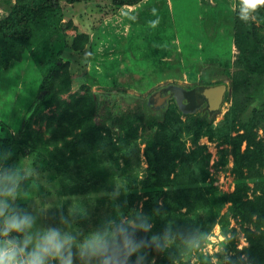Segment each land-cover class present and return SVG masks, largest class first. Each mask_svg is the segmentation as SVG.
Returning a JSON list of instances; mask_svg holds the SVG:
<instances>
[{
    "label": "rangeland",
    "instance_id": "1",
    "mask_svg": "<svg viewBox=\"0 0 264 264\" xmlns=\"http://www.w3.org/2000/svg\"><path fill=\"white\" fill-rule=\"evenodd\" d=\"M13 1L0 0V18L7 13V3ZM234 4L238 0H143L134 6L115 7L109 0L74 3L60 0L62 23L70 21L68 36L84 33L88 37L81 50L66 49L62 53L72 73L70 90L63 97L82 94L81 86L85 85L95 93L144 99L169 84L185 88L199 84L203 71L212 76V82L221 79L229 89L228 73L233 68H226V63L237 56L236 38L245 33L254 44L252 54L259 52L256 37L264 38V25L258 24L256 18L249 23L241 21ZM39 79L36 68L26 57L0 68L1 137L18 136L24 114L36 96ZM262 84L264 75L252 82L254 88ZM228 106L229 102H224L212 120V137L198 140L205 146L203 154H209L205 167L199 171L192 166L183 180L167 189L200 185L205 173L204 185H214L223 193L233 191L231 146L221 144L219 129ZM184 119L181 115V121ZM32 125L40 131L44 129L37 122ZM256 132V139H264L262 129L257 128ZM140 137L139 132L112 135L111 141L105 140L98 150L60 166L45 164L30 152L12 160L3 158L0 166L16 167L25 177L21 181L23 195L18 196L16 203L37 217L38 227L60 226L57 218L63 214L72 221V227L87 232L105 216L115 217L122 212L127 217L140 210L143 200L140 180L146 169ZM244 146L243 143L241 150ZM115 189L121 194L113 199L110 194ZM124 201L127 206L118 208ZM228 208L226 203L220 214L228 212ZM199 214V230L206 232V239L200 241L198 237V248L178 245L177 264H201L199 256L205 258L204 264H229L233 256L229 236L222 234L217 223L209 227L208 219ZM228 228L235 229L232 237L235 247L245 246L242 229L231 215ZM148 264L171 263L162 262V257L154 252L148 254Z\"/></svg>",
    "mask_w": 264,
    "mask_h": 264
},
{
    "label": "trees",
    "instance_id": "2",
    "mask_svg": "<svg viewBox=\"0 0 264 264\" xmlns=\"http://www.w3.org/2000/svg\"><path fill=\"white\" fill-rule=\"evenodd\" d=\"M142 1L109 0L115 7L134 6ZM7 4V13L0 18V68L26 57L40 79L18 136H0V162L3 158L12 160L30 152L45 164L60 166L74 157L98 150L105 140L111 141L112 135L120 137L139 132L146 162L145 174L140 180L143 200L139 212L152 216L158 205L162 209L161 215L153 216L152 232H159L172 222L195 229L199 240L205 241L206 232H200L198 223L199 213H203L210 222L209 227L217 223L222 234L229 236L233 251L229 264H264V139H256L257 128L264 132V84L257 88L252 85L255 77L264 75V38L256 37L259 52L252 54L254 44L241 33L235 42L237 56L226 63V68L232 67L233 71L228 73L229 89L225 91L223 103L227 101L229 106L219 129L221 144L231 146L233 191L223 193L214 185H204L205 173L200 185L167 189L183 180L192 166L200 171L208 162L209 154H203L205 146L198 140L203 136L212 137V120L217 112L208 111L198 88L222 83V80L212 82V76L203 71L199 84L188 88L169 84L144 99L95 93L85 85L81 86L82 94L73 93L64 98L70 90L72 73L62 53L66 49L81 50L87 43V35L68 36L70 21L62 23L60 0H14ZM255 18L258 24L264 25V8L259 9ZM181 115L185 116L184 121ZM34 122L42 125L43 131L34 128ZM22 195L23 189L19 197ZM226 203H229L228 212L220 214ZM230 215L237 220L246 241L240 249L232 240L235 229L228 228ZM171 251L179 261L178 249ZM159 256L162 262L171 263L167 253ZM204 259L199 256L201 264Z\"/></svg>",
    "mask_w": 264,
    "mask_h": 264
},
{
    "label": "clouds",
    "instance_id": "3",
    "mask_svg": "<svg viewBox=\"0 0 264 264\" xmlns=\"http://www.w3.org/2000/svg\"><path fill=\"white\" fill-rule=\"evenodd\" d=\"M233 8L249 23L264 0H238ZM23 179L16 167L0 166V264H148L153 251L167 253L171 264H177L172 249L199 247L195 229L168 222L152 232L153 216L162 214L159 205L152 216L139 211L105 216L87 232L72 227L63 214L57 218L60 226L38 227L37 217L16 203ZM120 194L115 189L110 195L115 199ZM126 206L127 201L117 205Z\"/></svg>",
    "mask_w": 264,
    "mask_h": 264
},
{
    "label": "water",
    "instance_id": "4",
    "mask_svg": "<svg viewBox=\"0 0 264 264\" xmlns=\"http://www.w3.org/2000/svg\"><path fill=\"white\" fill-rule=\"evenodd\" d=\"M226 89L227 85L223 82L198 88L200 95L205 100L208 111L217 113L220 111Z\"/></svg>",
    "mask_w": 264,
    "mask_h": 264
},
{
    "label": "flooded vegetation",
    "instance_id": "5",
    "mask_svg": "<svg viewBox=\"0 0 264 264\" xmlns=\"http://www.w3.org/2000/svg\"><path fill=\"white\" fill-rule=\"evenodd\" d=\"M213 84H218V83H213ZM213 84H211V85H213ZM161 88H164V87H161ZM158 89H160V88H158ZM162 93V92H161ZM161 95H163V94H161ZM183 103H185L186 104V102L184 101Z\"/></svg>",
    "mask_w": 264,
    "mask_h": 264
}]
</instances>
